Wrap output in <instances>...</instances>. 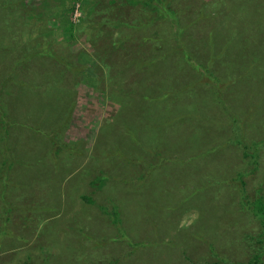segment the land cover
<instances>
[{"label":"rangeland","instance_id":"obj_1","mask_svg":"<svg viewBox=\"0 0 264 264\" xmlns=\"http://www.w3.org/2000/svg\"><path fill=\"white\" fill-rule=\"evenodd\" d=\"M20 1L0 0V264H239L264 251L241 206L264 200V0ZM208 39L226 48L213 73L225 106L197 87ZM231 113L243 143L219 151ZM252 141L256 166L242 155ZM254 167L243 198L228 180Z\"/></svg>","mask_w":264,"mask_h":264},{"label":"trees","instance_id":"obj_2","mask_svg":"<svg viewBox=\"0 0 264 264\" xmlns=\"http://www.w3.org/2000/svg\"><path fill=\"white\" fill-rule=\"evenodd\" d=\"M22 2L24 1V0H21ZM20 1V2H21ZM21 2V3H22ZM88 2H90L89 0H88ZM93 10V8H89V15H91V13L93 12L92 11ZM25 18H29V17H25ZM29 20V19H28ZM60 25H61V27L64 29V33H66L67 34V32H68V30L69 29H71L72 30V22L69 20H62L61 22H60ZM83 25V24H82ZM189 31H190V27L187 25H184V26H180V28H179V31H178V33H179V35H177V36H174L175 37V39L177 40V41H179L180 42V46H181V44L183 45V41H182V37H186L188 40H190L189 39V37L187 36L188 34H189ZM212 36V35H211ZM127 38H130L129 36H127ZM151 40V39H150ZM143 43H144V41L142 42V45H143ZM179 46V50H183V52H184V54H188L187 53V51H186V49L185 48H183L184 46H181L180 47ZM205 47L207 48V49H209V52L207 51L205 54H202L201 55V58H203L204 59V61H205V66H204V70H205V72L207 73V74H209V76H205L204 75V73H202V75L206 78L205 80H202V82H203V84L202 85H197V87L198 86H200V88H203V87H208L209 89H212L213 91H214V93H212L210 90V92H211V97L213 98L212 99V102H218V105H219V107L220 106H225V104H224V102H225V99H223L222 97H226V93H219L218 92V90H220V92H221V88L223 87L224 88V86H223V81H221V80H219V78H217V76H214L213 75V73H214V71L216 70V68L217 69H219V67H220V62L219 61H221L222 62V59H223V57H224V54H225V52H226V48L225 47H221V46H218V43H215V42H213L212 40H210V39H208L207 40V44H205ZM183 48V49H182ZM203 49H205V48H203ZM206 56H209V58H207L206 59ZM186 59V58H185ZM208 59H209V61L211 62V63H209L208 62ZM213 61H215V64H212L213 63ZM248 64V65H247ZM244 66L246 67V68H244L243 66H241V70H240V72H243L242 73V75H241V77H243V78H247L248 77V71L251 69V64H249L248 62H246L245 64H244ZM191 68L193 69V70H196L197 71V73L199 72V70H200V68H201V65L200 64H193V63H191ZM236 69H237V67H236ZM238 72H239V69H238ZM193 74H196L195 72H192ZM55 78V77H54ZM231 86H229V85H227V87H226V90H227V88L229 89ZM242 87V86H241ZM237 89L239 90L240 88H238L237 87ZM225 90V91H226ZM244 90V89H243ZM11 93V92H10ZM113 94V93H112ZM113 95H115V93L113 94ZM142 97L143 98H148V95H147V93H144L143 95H142ZM161 98L160 97H158L157 98V100L159 101ZM226 103V102H225ZM185 106H186V104H185ZM231 114H233V113H231ZM248 116H250V113H249V110H248ZM234 115V118H233V121H232V127H231V133L228 135V137H227V139H225V140H221L220 139V142H217L216 141V143H217V150L219 149V151H223L224 150V148L226 147V146H228V145H231V147H237L238 146V144L240 145V144H242L243 142H242V140H241V138H242V134H243V132H244V130H243V119H241V118H239L236 114H233ZM239 120H241V121H239ZM240 122L239 124H237V122ZM0 123H2V122H0ZM250 123V121L248 120V121H246V124H249ZM6 129H3L2 130V134H3V136L4 137H6V135H7V131H5ZM42 132H44V130L42 131ZM9 134V133H8ZM217 135H220V133L216 130V129H213V131H212V133H211V138H214V137H216ZM43 136H44V133H43ZM3 139H5V138H3ZM35 140H37V139H35ZM4 141L5 140H3V143H4ZM11 141V140H10ZM56 141H58L57 139H56ZM58 143H61V144H58L57 145V153L59 154L60 152L61 153H64V152H66V151H68V152H71L70 150H72V148L71 147H67V146H65V145H63V146H61L62 145V142L61 141H58ZM252 145H253V147H252V150H251V156H249V154H248V152H246V151H244L243 153H242V155L244 156V159H245V157H252V158H254V165L256 166L257 164H260L261 162H260V158H261V154H260V150L258 151V149H257V147H258V145H259V143H257V142H254V141H252ZM247 147L248 149H249V146H247V145H243L242 146V148L243 147ZM6 147H5V145L2 147V150L3 149H5ZM216 150V151H217ZM73 151V150H72ZM11 155H13V156H16L17 157V162H20L21 164H26V163H28V162H32V159H30V157L29 156H27L26 155V157H27V161H23L24 159H25V157H24V159L22 160V159H19V158H22V156H23V153L22 152H16V153H11ZM6 156V155H5ZM4 159V164H5V166H7V168L8 169H11L12 170V166H14V160H13V162L11 163V161H10V163L8 162V160H7V158L5 157V158H3ZM108 162V161H107ZM246 161H244V163H245ZM12 164V165H11ZM106 164V163H105ZM11 165V166H10ZM203 165V164H202ZM3 167H4V165H3ZM105 168V170H106V174H105V176H103L104 178H97L96 180L97 181H99V180H101V179H103V181H104V179L105 180H107V177L106 176H110L111 177V170H109V165H106L105 167H104V165L103 166H101V168ZM4 169V168H3ZM254 169H257L256 167H254V168H252V169H247V168H245L244 170L246 171V172H237V174H236V177L235 178H233V179H229L228 180V182L229 183H231V184H234V185H239L240 187H241V189H240V192H241V194H242V196L241 197H243V198H246V195H245V191L246 190H244L243 189V185L245 184L244 183V181L242 180V178L243 177H245L246 175H247V173H250V172H254ZM96 180L94 179V181L92 182V184H94L95 182H96ZM4 187H3V194H2V199H3V204H6L7 202H8V198H7V196H4ZM196 191H198V190H196ZM256 194V193H255ZM241 203V202H240ZM245 204L247 205V207L246 208H248L247 210H251V212H252V214L254 215V218H255V220L256 221H258V223H259V225H260V229H259V232L255 235V236H250V238H252V243H253V245H255V246H258V248H257V250H259L260 249V247L261 246H263L264 245V200H263V196H261V195H259V191L257 192V194L254 196V199L253 200H242V207H243V209H244V206H245ZM238 209V208H237ZM237 209L236 210H234V213H236L237 212ZM236 211V212H235ZM239 211H241L242 212V210H239ZM7 212V211H6ZM243 213H244V211H243ZM8 214H10V208L8 209ZM246 214V213H245ZM250 217L248 218V219H252L253 220V218H251L252 217V214L251 213H247ZM113 215H115V216H117V215H120V211L117 209V207L116 206H114L113 207ZM247 216V215H246ZM8 217H10V216H8ZM247 219V218H246ZM247 219V220H248ZM116 220V219H115ZM246 224V223H245ZM118 230H120V232H121V237L123 236V238H121V239H118V238H113V239H118L117 241L119 242V241H121L122 239H126V238H128V236H125L124 235V230H122L121 228L120 229H118ZM245 239H248V238H245ZM250 240V239H249ZM117 241H113V242H117ZM139 245H143L142 243L141 244H139ZM192 246V243L191 242H189L188 243V247H191ZM263 254H264V251H262V252H258L253 258H252V260H250L249 261V263H239V264H261V262H260V257H259V255L260 256H263ZM51 256V255H50ZM186 260L188 261V262H190V258L188 257V256H186ZM221 259L223 260V262L224 263H228V260L226 259V258H222L221 257ZM118 263V261H116V262H112V264H117ZM212 264H217V263H212Z\"/></svg>","mask_w":264,"mask_h":264}]
</instances>
